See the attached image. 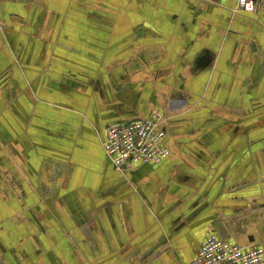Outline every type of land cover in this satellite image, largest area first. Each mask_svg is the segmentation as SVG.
I'll use <instances>...</instances> for the list:
<instances>
[{"label":"crops","instance_id":"1","mask_svg":"<svg viewBox=\"0 0 264 264\" xmlns=\"http://www.w3.org/2000/svg\"><path fill=\"white\" fill-rule=\"evenodd\" d=\"M236 5L0 0L1 199L37 203L21 208L43 233L0 264H184L211 233L264 244V0ZM152 111L172 155L115 168L107 127Z\"/></svg>","mask_w":264,"mask_h":264},{"label":"built area","instance_id":"2","mask_svg":"<svg viewBox=\"0 0 264 264\" xmlns=\"http://www.w3.org/2000/svg\"><path fill=\"white\" fill-rule=\"evenodd\" d=\"M258 6L259 0H237V8L242 11L257 12ZM164 121V114L152 111L142 119L111 124L103 142L107 158L119 170L135 164H161L172 155ZM184 264H264V244L242 245L236 239L211 233Z\"/></svg>","mask_w":264,"mask_h":264},{"label":"rangeland","instance_id":"3","mask_svg":"<svg viewBox=\"0 0 264 264\" xmlns=\"http://www.w3.org/2000/svg\"><path fill=\"white\" fill-rule=\"evenodd\" d=\"M237 10L239 9L237 8ZM202 104L203 103H201L200 101H197L195 107H193V113L195 111L202 110ZM4 172V169L0 167V258L3 257L5 249H8L7 251L17 259L28 258L32 255L31 244H33V242L37 241L38 239H41L43 233L38 230V228L36 227L37 224L34 223L32 219H28L27 213L25 214L24 212H22L21 207L22 205H26L25 212H27V207L38 208L39 205L32 200L31 202H20L21 204H19L16 200H13V202L7 201L5 199L2 200L1 196L3 195V193H8V191L3 192V189L5 188V181L2 180V175ZM44 188L46 187L44 186ZM17 225H19V227L13 228V226ZM1 229H5L6 233L4 231H1ZM45 235L48 236L47 233ZM49 239L53 241L57 239L59 244L58 248L61 252L65 251L64 248H60L61 242H64L66 240L65 234L59 232H55V234L49 233Z\"/></svg>","mask_w":264,"mask_h":264}]
</instances>
